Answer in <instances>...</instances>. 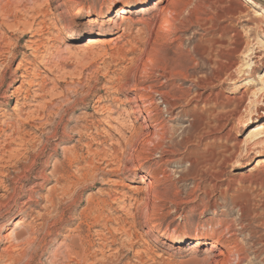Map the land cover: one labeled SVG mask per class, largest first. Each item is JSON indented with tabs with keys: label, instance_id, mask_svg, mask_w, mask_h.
<instances>
[{
	"label": "rangeland",
	"instance_id": "1",
	"mask_svg": "<svg viewBox=\"0 0 264 264\" xmlns=\"http://www.w3.org/2000/svg\"><path fill=\"white\" fill-rule=\"evenodd\" d=\"M134 1L7 0L11 3V12L4 23L0 14V37L5 36L7 48L15 49V56L5 53L9 56L5 55L9 68L4 87L12 80V71L21 61L22 53L25 52L27 59L33 58L31 49L24 47L27 40H32V49L37 53L30 81L36 83L31 89L39 97L28 102L19 113L13 111L14 98L0 110V127L6 132L2 139L17 124L24 141L19 146L6 139L8 146L0 148V153L4 152L0 159V201L8 202L1 197L8 187L16 188L20 195L17 203L9 201L10 207L2 209L0 264H10L9 257L21 252L25 254L23 257L14 256L19 259L16 264H73L66 256V243L76 234L78 226L89 235L95 247L103 244L102 250H96L101 264H212L213 260L205 255L207 247H194L190 242L200 234L207 240L217 238L221 248L224 242L220 235L225 227H229L232 240L246 252L247 259L242 264H264V162L260 167L256 165L264 157V147L247 152L243 146L239 147L234 157L239 162L228 165L226 174L217 182L228 197L225 200L219 191L215 192L218 205L213 208L207 204L200 188L209 183L208 179L192 177L189 164L180 161L181 153L165 155L162 159L156 153L145 161L129 144L133 133L137 144L145 137L138 134L144 121L142 115L134 113L133 86L143 76L138 68L142 52L154 39L165 40L162 49L166 57L182 54L190 66L189 72L200 76L209 74L212 68L207 60L193 52V47L207 46L215 50L222 45L226 51L232 46L234 29H240L241 52L236 54L235 79L206 87L205 93L212 94L207 102H198L197 107L206 115V121L213 122L217 112L233 107V103L227 104L228 96L238 95L240 89L256 91L257 96L241 106V109H250L251 118L237 124L230 145L243 141L255 126V120L264 123V0H254L260 8L242 4L241 0H172L170 12L163 13L160 9L169 0H144L140 12H130L124 21L119 16L115 17V24L106 21V13L113 14L116 8ZM155 2L157 5L153 8ZM86 11L89 15L103 13L104 18L88 24L82 18ZM15 13L16 20L20 21L18 27H14L17 25L13 21ZM75 14L81 18H75ZM23 22L31 26L27 29L29 32L23 28ZM155 23L160 24L158 32L153 30ZM70 24L71 28L67 29ZM115 37L113 44L111 40ZM217 42H220L218 46ZM134 56L136 60L132 59ZM256 59L260 64L250 73L247 64ZM3 61L0 57V63ZM249 77L251 84H243L242 79ZM21 80L17 78L7 89L18 86ZM151 80L162 81L164 89L175 86L193 88L191 92L196 89L190 81L165 84V79L157 73ZM217 92H220L218 103L223 101L227 105L224 108L213 101ZM180 109L164 115L167 125L175 130L165 146L179 142L181 133L189 125L190 116ZM49 110L51 123L47 125L45 117ZM30 111L33 117L26 124L25 114ZM242 113L245 115L246 110ZM95 119L98 122L94 123ZM53 128L57 131L51 137L49 131ZM217 131L213 133L218 134ZM218 142L222 144L224 138L221 141L207 138L203 141L205 146L200 147L209 151ZM67 149L77 152L75 159L65 158ZM117 164L123 173L108 175L107 171ZM59 167L65 168L70 185L68 195L62 192L65 181L59 179L57 172L49 181L42 176L50 175V171ZM86 167L96 173L93 180L88 177L82 184L74 185L71 181ZM155 168L167 175L155 182V188L167 194L159 202L144 197V187ZM50 192L52 204L47 201ZM232 195L242 197L241 201L247 203L245 213L239 212L232 203ZM24 201L28 202L24 206L25 216L19 211ZM95 207L100 211L97 221ZM18 220L22 223L15 226ZM177 236L182 240L175 244L173 239ZM26 239L33 242L27 245Z\"/></svg>",
	"mask_w": 264,
	"mask_h": 264
},
{
	"label": "bare ground",
	"instance_id": "2",
	"mask_svg": "<svg viewBox=\"0 0 264 264\" xmlns=\"http://www.w3.org/2000/svg\"><path fill=\"white\" fill-rule=\"evenodd\" d=\"M2 1L4 2L2 3ZM143 2L144 0H135L133 3H126L124 6H120L116 8L113 14H110V12L106 13V15H108L106 21L115 24L116 23L115 17L117 16H119L120 19L124 21L130 12H134V13L140 12L141 10L140 6L142 5ZM240 2L242 4L245 3L249 4L255 8H260V4L254 0H241ZM171 3L172 0H169L167 5L162 7V9H160V12L161 13L170 12L169 6ZM156 5L157 3L155 2L153 8ZM10 12H11V3L7 2V0H0V14L3 16L1 19L2 21L1 23L5 22V18L8 15L10 16V14H8ZM13 16H14L13 21L14 23L16 22L17 24L14 27H18L20 21L16 20L17 18L16 13ZM75 18H81V16L79 14H75ZM82 18H84L85 22L88 24L96 23L99 19L104 18V14L96 13L94 15H89V11H86V14ZM173 19L175 20V18ZM21 24L24 26L23 28L25 30L31 29V26L27 25L26 22L25 23L23 22ZM74 24L77 25L78 23L76 22ZM70 28H71V24L67 27V29ZM159 29H160V24L155 23L153 26V30L158 32ZM239 30L234 29V33L232 34L231 37L232 46L226 51L223 49V47H221L222 45L219 46V49H215V50H212L211 47L209 48L207 46L202 47L200 49H198L196 45H195L196 48L193 47V52L195 54H199L202 60L204 61L207 60L211 64V68H212V71L209 74H203L200 76L195 75V73L193 72H189L190 66L189 67L187 66V60L182 54L176 53L174 57H170V58L166 57L165 51L162 49L165 40L154 39L153 41H151V46L147 50H144L142 52V59L140 60L141 62L138 65V68L139 71L143 74V76L141 79L138 80L136 79L135 84L133 86V90L135 91V96L132 98V101L135 103L134 113H136L139 117L142 115V120L144 121V124L143 126L140 127V131L138 134L143 135V137L144 136L145 137L140 143L137 144L135 141L136 135L135 133H133L129 140L130 141L129 144L134 148L135 152L138 153V156L140 157L142 156V158L145 161L152 159V155L156 153H158V156L161 159L165 155L175 154L177 152L181 153L180 161L187 162L189 164L188 171L190 175H192V177L198 176L199 179H203V180L208 179L209 183L207 185L203 184L200 187V184H198L196 186L201 188L202 193L207 198V204L213 208H215L218 205L217 195L215 197V192L219 191L218 194H220L222 198H224L225 200L228 197L226 195V192L221 189V186L217 182L222 176L226 174L225 169L227 168L228 165L239 162L238 159L234 160L235 155L239 151V147L243 146L246 152L256 147H261V148L264 147V123H260V120L258 119L255 120L256 121L255 126L252 127V129L249 131L248 135L244 138L243 141H239V142L236 141L232 145L229 144V140L231 138L233 131L237 129V124H242L251 118L252 112L250 111V109H246V107L241 109V106L243 103L246 102V100H250L252 97L253 98L256 97L257 96L256 91L250 93L246 89H240V91H238V95H234L232 97L228 96V98H226L227 104L228 102L233 103V107L228 110L222 109L220 112H217L214 115L213 122L206 121L205 118L206 115L204 116V112L200 111L199 110L200 108L198 109L197 107L198 102L200 101L207 102L209 100V96L212 94L210 92L205 93L206 87H212L216 82L221 83L225 80L235 79L234 72L235 70H237L236 54L238 52L239 53L241 52V43L238 40V38L241 37V33ZM116 38L117 37L111 40L113 44L116 42ZM26 42L27 44H25L24 47L26 50L31 49L32 51L31 55L33 58L27 59L25 52L22 53L21 61L16 65V67L12 71L13 78L8 83L7 88H11L12 87L11 82L15 81L17 78L20 77L22 80L18 86L13 87L11 90H9L4 87L5 74L7 72V69L9 68L5 62L8 60V58L7 60H5L6 59L5 57L7 56L5 53H7L9 56L13 58V56H15V49L9 50L8 45H6L5 43V36L3 35L0 37V57L4 58V61L0 63L1 66L0 67V110L4 105L8 104V102L10 100H13L14 98L16 103L15 106L13 107V111L15 113L17 112L19 113V111H21L23 108H25V106L28 105V102L35 101L36 98L39 97V93H35L34 91L35 89L34 90L31 89V86L36 85V83L33 84L31 82L32 80L30 81V78H33L34 76V71H35L32 67H34L33 59H35L36 57L35 54L36 49H32L31 44L34 43V41L27 40ZM218 43L220 42H217V46ZM132 59L136 60L137 56H134V58ZM256 64H260L259 59L258 61L256 59V61H251V63L247 64L246 68L250 69L249 71L250 73L254 71ZM156 73L160 78L165 79L166 82L165 84H170L171 82H174L176 80L190 81L192 85L191 87H195L196 89H194V92H191L193 88L184 89L180 86L164 89L162 87L163 84L162 81L160 83L158 82L156 83L151 80V77L153 78V75H155ZM248 80H252V79L250 77L242 79V81L244 82L243 84H251L249 83ZM237 86L240 87L241 85L239 84ZM199 89H203V90L200 91ZM31 93L33 94L35 93V94L31 96ZM219 94L220 92L215 93L214 96L215 98L213 101H215V103L218 106L222 105V108H224L227 105L223 103V101L222 103H218ZM191 105L192 107L188 109V107ZM176 108H181L179 110L181 113H185V115L190 116V122L189 125L186 127V129L183 130V132L181 133L182 138L179 142L170 143L169 145L165 146V142L169 140V138H172L175 130L167 125L164 115L173 114V111ZM243 110H246L245 115H243L242 113ZM25 115L26 118L23 122L27 124L28 122L27 120L33 117V113L30 111L27 112ZM49 117H50V110L45 117L47 125L51 123L50 122L51 119ZM231 121L232 123H230ZM93 122L95 123L98 121L95 119ZM214 130H218L217 131L218 134H214L215 133ZM56 131H57L56 128H53V130L51 129V131H49L51 137L55 136ZM5 133H6L5 129L0 127V144L3 143L2 145H0V148L1 147L4 148L6 145L8 146L9 143L6 142V139H9V141H12L19 146L22 145V143H24L19 125L15 124V127L11 131V134L9 135L6 134L5 136L6 139L4 138L2 139V136H4ZM210 137H212L214 140H220V141L224 138V142L223 143L221 142L222 144H219L218 142V145H216V147H213L209 151H206L207 148L201 149L200 146L203 145V141ZM5 151L7 152V149ZM1 154L3 155L4 152L0 153V159H1ZM64 154H65V158H67L69 161L72 159L73 156H77V152L73 151L72 149L65 150ZM73 158L75 159V157ZM157 161L155 160V162ZM263 162H264V157L260 159V163L257 162L256 165L260 167L263 165ZM138 170L140 171V168H138ZM158 170L155 168L153 173H150L149 180L146 182L147 186L144 187V194H145L144 197H146V199H149L151 197L153 198L154 201L157 202L162 201L163 198H165V195H167L165 194L164 191L155 188L156 186L155 182H157L160 177H167V175L165 176L163 172ZM55 172H57V176L59 175V179L65 181V185L62 186V192L68 195L70 190V185L68 184L69 181L67 177H65V168H60V167L54 168L52 171H50V175L48 174L49 176L44 174H42V176L46 181H49L50 176ZM117 172L123 173V169L120 167L119 164L110 168L109 171H107V174L113 175ZM132 172L134 174L136 173L134 171ZM24 174L25 173L23 172V175ZM79 174H80L79 177L71 181L74 185H78L80 183L82 184L88 179V177L93 180L94 175L96 173L91 168L86 167L83 168ZM141 177H142V181L145 182V177L144 176ZM229 181L232 182V180ZM52 189L53 188H51L50 191H52ZM1 197L7 199L8 202L11 201L12 203H17L18 199L20 198V195L16 188L8 187L6 189L5 194L2 195ZM241 198H239L238 195L237 196L232 195L231 199H232V203L238 207L239 212L242 213L246 210L247 203L242 202ZM47 201L49 204L53 203L52 192L49 193V196L47 197ZM8 202L4 203L3 201H0V220L3 218L2 209L5 208L6 206L10 207ZM27 203H28L27 201H24L19 207L20 213L24 214V216L26 212L24 206ZM93 212L96 214L94 217H95V221H97L98 218H100V211L97 207H95ZM21 223L22 220H18L15 222V226H20L19 224ZM85 224L88 225L87 223ZM228 229L229 227H225V229L221 232L220 237L222 238V242H224L221 248L218 247L219 240L217 238L207 240L204 235H200V234H196L192 238L193 241L190 243L194 247H198L201 245L206 246L207 251L205 255L208 257V259L213 260L212 264H242L247 259V255L245 254L246 252L244 251L243 247H241L242 245L239 246L238 243H236L237 241L235 242L234 240H232L231 238L232 233L229 234L230 230L228 231ZM21 231L22 230L20 229L16 235L20 236ZM75 231L76 234L73 235V237H70L69 242L66 243V248H67L66 256H68L70 263L101 264L102 263V262L100 263L101 259L98 258L96 250H102L104 248L103 244L101 243L98 247H95V244L90 239L89 235L85 233L80 226H78ZM161 236L167 238V235H161ZM32 239L31 240L26 239L27 241L25 240L26 241L25 243H27V245L31 244L33 242ZM100 239H102V237H100ZM181 240L182 239L177 236L175 237V239H173V243L177 244ZM260 240L262 239L260 238ZM258 242L260 241L258 240ZM23 254L24 252H21L17 255L22 256ZM14 256L12 255L9 257L8 260L10 261V264H16V261L18 262L19 259L15 258ZM9 261H7V263ZM262 261L264 262V258L262 259Z\"/></svg>",
	"mask_w": 264,
	"mask_h": 264
}]
</instances>
